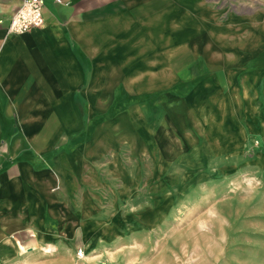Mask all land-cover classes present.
<instances>
[{"label":"crops","instance_id":"obj_1","mask_svg":"<svg viewBox=\"0 0 264 264\" xmlns=\"http://www.w3.org/2000/svg\"><path fill=\"white\" fill-rule=\"evenodd\" d=\"M20 1L0 0V264L65 232L91 161L59 147L77 99L172 89L203 59V86L233 89L245 136L264 115V0H44L43 25L11 34Z\"/></svg>","mask_w":264,"mask_h":264},{"label":"rangeland","instance_id":"obj_2","mask_svg":"<svg viewBox=\"0 0 264 264\" xmlns=\"http://www.w3.org/2000/svg\"><path fill=\"white\" fill-rule=\"evenodd\" d=\"M191 69L172 89L76 100L59 147L91 161L65 232L10 264H264V115L245 136L233 89L203 86V59Z\"/></svg>","mask_w":264,"mask_h":264},{"label":"built area","instance_id":"obj_3","mask_svg":"<svg viewBox=\"0 0 264 264\" xmlns=\"http://www.w3.org/2000/svg\"><path fill=\"white\" fill-rule=\"evenodd\" d=\"M44 0H21L17 9L9 18L7 31L11 34H21L33 28H39L44 23ZM78 255L82 254L79 248Z\"/></svg>","mask_w":264,"mask_h":264}]
</instances>
